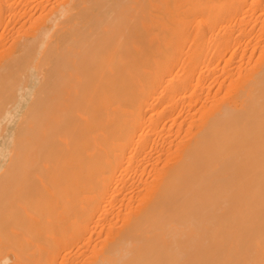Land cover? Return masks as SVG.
I'll list each match as a JSON object with an SVG mask.
<instances>
[{"label":"bare ground","instance_id":"bare-ground-1","mask_svg":"<svg viewBox=\"0 0 264 264\" xmlns=\"http://www.w3.org/2000/svg\"><path fill=\"white\" fill-rule=\"evenodd\" d=\"M162 3L0 0V261L264 264V0Z\"/></svg>","mask_w":264,"mask_h":264},{"label":"rangeland","instance_id":"rangeland-1","mask_svg":"<svg viewBox=\"0 0 264 264\" xmlns=\"http://www.w3.org/2000/svg\"><path fill=\"white\" fill-rule=\"evenodd\" d=\"M159 1V0H158ZM156 2V0H155V7H157V5H158V7H160V8H162V5H161V3L165 6V10L167 11L166 13H165V10H164V12L160 9V10H158L159 8H155V9H152L151 10V13L150 14H152V16H155V17H160V16H166L165 14H168V12L171 10V9H169V7L171 6V0H160L161 2H160V4H159V2ZM164 1H165V3H164ZM158 3V4H157ZM159 5H161V6H159ZM163 9H164V7H163ZM162 11V12H161ZM20 31H22V29L20 30ZM12 33V32H11ZM77 32H75V34H76ZM8 35V34H7ZM81 42V41H80ZM79 42V43H80ZM87 44H89L90 42H86ZM67 47L68 46H70V45H66ZM86 47H89L90 49L92 48L91 46H86ZM78 48H80V47H78ZM88 48V49H89ZM27 50H29L30 48H26ZM80 50H81V48H80ZM90 51V50H89ZM25 54H26V51L24 52ZM24 53H23V55H24ZM27 53H29L30 55H29V57H28V54H26L25 56H21V54H20V57H23L24 59H28V58H30L31 57V52L29 51H27ZM19 56H18V58H20ZM27 57V58H26ZM1 58V57H0ZM61 60V58H57V60L56 61H54L53 62V60H51V61H49V63L48 62H46L45 64H47V67H48V69L49 68H51V69H54V70H57V71H60L59 73H62V72H64V70H65V72L67 73V72H69V71H72V69L70 68V69H66V68H63V65L62 64H60V63H62L61 61H60V63H59V65H61L62 67V69L60 68V66L58 65V62H59V60ZM92 61V60H91ZM91 61H89V62H91ZM54 64V65H48V64ZM95 62V60L93 61V62H91V64L89 63V65H90V67L89 68H87L86 70H87V72H88V80H89V82H87V84H83V83H78V85H79V95L80 96H78L79 98L81 97H84L85 96V94L87 95V97L89 98V96L91 95L90 93H92V89H90L89 90V88H94L93 86H94V84H93V80L95 79V77H96V75H97V73H95L96 72V69H95V67H97V66H99L98 65V63H94ZM57 63V64H56ZM11 64V63H10ZM88 64V63H87ZM95 64V67H94V69H93V65ZM56 65V66H55ZM83 64H81V66H82ZM88 65V66H89ZM9 66H11V65H9ZM45 66V65H44ZM43 66V67H44ZM51 66H53V68L51 67ZM87 67V65L85 64L84 65V68H86ZM12 68H13V66H11ZM11 67H8L9 69H11L12 70V68ZM14 67H15V65H14ZM46 67V66H45ZM46 67V68H47ZM70 67V66H69ZM7 68V69H8ZM83 68V67H82ZM50 69V70H51ZM62 71H61V70ZM44 70V68L42 69V70H39V71H41L40 73H39V71H38V69H37V71H38V78L36 77V79H35V84H34V87H33V89H32V93H30V94H27L25 97H24V105H23V108H27L33 101H34V99H36L35 98V93L33 94V92L35 91V89L40 85V84H42L44 81H45V79L43 78V76H42V71ZM80 70H81V67H80ZM83 70V69H82ZM90 70V71H89ZM92 71H94V72H92ZM9 72V71H8ZM13 72H15V73H17L18 74V72L17 71H10V73L13 75V77L12 76H8L9 77V79H7L8 77H6V74H7V72L6 73H4L5 74V78H6V80H5V78H4V80L6 81L5 83H6V86H5V88H4V85H2L1 83H4V82H2V81H4L3 79H1V82H0V84H1V86H0V97L2 98V96L4 95V94H6V90L8 89V84H10V85H12L13 84V86H14V89H13V92L15 91V89H16V86H15V83H12V82H14L15 80H16V78L17 77H19V75L18 76H16V78L14 77V73ZM84 72H85V70H84ZM83 72V73H84ZM65 73V74H66ZM8 75V74H7ZM41 75V76H40ZM12 77V78H11ZM11 78V79H10ZM21 77H19V79H17V81L18 80H21L20 79ZM63 78V77H62ZM40 79V80H39ZM7 80H11L10 81V83H9V81H7ZM70 80H73V79H70V77L69 76H67L66 77V86H65V88L63 87V85L65 84H61V82H59V84L57 85L58 87L56 88H54V92H53V88H51V89H49L48 90V88H46V90L45 89H43L44 91H41V93L43 92V93H45L46 91H48L47 93H48V95H47V93L46 94H44L45 96H43V97H39L40 98V100L42 99V100H47V99H50L51 97H53L54 95H56L59 91L60 92H62L63 90V96L65 97L66 96V98L69 96V91L71 90L70 89V85L68 84L69 83V81ZM71 82V81H70ZM73 82V81H72ZM77 81H75L74 80V84L76 83ZM92 82V83H91ZM20 83V81L18 82V83H16V84H19ZM91 83V84H90ZM77 84V83H76ZM75 84V85H76ZM90 84V85H89ZM9 85V86H10ZM78 85H76V86H78ZM61 86H62V88H61ZM68 86V87H67ZM75 86V87H76ZM82 86V87H81ZM89 86V87H88ZM7 88V89H6ZM59 88H61V90H59ZM72 88V90H73V87H71ZM11 89V88H10ZM57 89H58V91H57ZM80 89H82V90H80ZM51 90V91H50ZM3 91H4V93H3ZM82 93H81V92ZM83 91H84V94H83ZM57 92V93H56ZM3 93V94H2ZM9 93V91L7 90V94ZM43 93L42 94H40V95H43ZM6 94V95H7ZM9 94H11V90H10V93ZM50 94V95H49ZM54 94V95H53ZM59 94V93H58ZM88 94H90V95H88ZM96 93H94V95H95ZM6 95H4L3 97H5ZM59 95H61V94H59ZM82 95V96H81ZM94 95L92 96L91 95V98H93L94 97ZM8 97H9V95L7 96V98H0V103H1V105L0 106H2V107H0L1 109V111L3 110V105H6V101L8 100ZM46 97V98H45ZM45 98V99H44ZM77 98V97H76ZM75 98V99H76ZM81 98L80 99H78V101H80L79 102V104H78V101H77V99H76V101L74 102V104L72 103L71 104V102H69L70 101V99H68V100H66L67 102H69L68 103V107L67 106H65V103H67L66 101H63V103L64 104H62L61 105V107L62 108H64V107H67V109H66V111L68 110V108H69V104L72 106V109H73V106L75 105V103L77 102V104L79 105V107H74V110H76V111H74V110H71L70 111V109L68 110V111H70V112H72L73 113V111L75 112V114H73V115H70V113H65L66 114V116H64L65 118H64V122L62 121H60L61 122V124H60V126H59V133L58 132H55V133H57L56 135H55V137L54 138H59V140L62 142V145L64 144L65 146H63V147H66L67 145H69V144H71L72 142H70V141H74L75 139H76V141H74V143H72V144H76V146H74V145H69V146H67V148H69V149H71L70 151H71V155H74V153H75V155L74 156H76L77 154H79L80 153V145L79 146H77V141L78 140H81L82 139V137H83V135H84V133H85V131L83 130L84 129V125H85V123L87 122V121H84L85 120V118H83V119H80V118H82V117H85V113L83 112V109H79V108H82V107H85V103H84V100H82L81 101ZM87 98V99H88ZM82 99H84V98H82ZM86 98H85V100H87ZM5 100V101H4ZM82 106H81V105ZM40 105V104H39ZM40 108H42L41 106H39ZM38 107V108H39ZM71 108V107H70ZM79 112H81L82 113V115H84V116H82L81 115V113H80V115H79ZM63 113V114H64ZM71 113V114H72ZM77 113V114H76ZM70 115V116H69ZM80 116V117H79ZM71 118V119H70ZM62 119H63V116H62ZM18 119H15L13 122H12V124L10 125V126H15L16 124H17V121ZM4 121L5 120H2V122L4 123ZM78 121V122H77ZM1 122V123H2ZM72 123V124H71ZM81 123H83V124H81ZM59 124V123H58ZM3 125V124H2ZM82 125V126H81ZM73 127L75 128L74 130L75 131H73ZM77 128V129H76ZM58 129V128H57ZM56 129V130H57ZM70 129H72V130H70ZM81 129V130H80ZM93 130V129H92ZM92 130H89V132H91ZM67 131H69V132H67ZM71 131H73V133H71ZM82 131V132H81ZM94 131V130H93ZM93 131H92V133H93ZM61 132V133H60ZM62 132H64V134L62 133ZM65 133H68L67 134V139H68V137H69V141L66 139V135H65ZM72 135V136H71ZM58 136H60V137H58ZM61 138V139H60ZM74 140H73V139ZM65 139V140H64ZM64 140V141H63ZM56 141H58V139H56ZM55 141V142H56ZM67 141H68V143L69 144H67ZM76 142V143H75ZM56 144H57V146H59L58 148H61L62 147V145H60L59 143H57L56 142ZM59 144V145H58ZM5 151H6V148H7V144H6V141H5ZM76 148H78L77 149V151L79 150V152H76ZM61 149H65V148H61ZM59 150V149H58ZM72 150H74V152L72 151ZM69 151V152H70ZM6 153V152H5ZM4 153V154H5ZM73 156V157H74ZM4 158H5V156L3 155V154H1L0 155V165H2V163H3V160H4ZM3 159V160H2ZM72 168H73V166H72ZM72 168H70L69 170H71ZM74 169V168H73ZM73 171V170H72ZM47 187L49 188V185L47 184ZM59 187H63L62 185L61 186H59ZM52 188V187H51ZM60 188V189H61ZM56 195V194H55ZM54 195V196H55ZM60 197H61V195H59ZM58 199V195H56V197H55V200H57ZM60 199V200H59ZM58 200H59V202L61 201V198H59ZM64 200V199H63ZM11 249V248H10ZM8 250V251H7ZM5 252H8V253H5V254H7V256H8V258H7V260L5 261V263L2 261V259H1V261H0V264H10L11 262H12V260L14 259V254H13V252L11 251V250H9V248L7 249ZM11 255V256H9V255ZM13 254V255H12ZM10 261V262H9ZM8 262V263H7Z\"/></svg>","mask_w":264,"mask_h":264}]
</instances>
